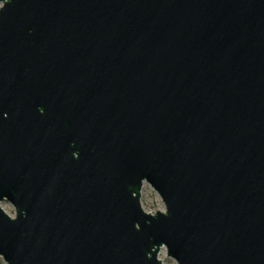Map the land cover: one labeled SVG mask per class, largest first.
I'll use <instances>...</instances> for the list:
<instances>
[{
	"label": "water",
	"instance_id": "water-1",
	"mask_svg": "<svg viewBox=\"0 0 264 264\" xmlns=\"http://www.w3.org/2000/svg\"><path fill=\"white\" fill-rule=\"evenodd\" d=\"M162 248L264 264V0H0V259Z\"/></svg>",
	"mask_w": 264,
	"mask_h": 264
},
{
	"label": "rangeland",
	"instance_id": "rangeland-1",
	"mask_svg": "<svg viewBox=\"0 0 264 264\" xmlns=\"http://www.w3.org/2000/svg\"><path fill=\"white\" fill-rule=\"evenodd\" d=\"M140 200L142 210L146 213L150 214L164 211V205L161 199L158 198L157 194L153 191L152 188L149 187V185L143 184ZM1 208L9 217H15L14 208L9 203L4 202V204H1ZM158 255V258L162 264H176L175 261H173L166 255V251L164 248L160 250ZM0 264H5V262L0 259Z\"/></svg>",
	"mask_w": 264,
	"mask_h": 264
}]
</instances>
